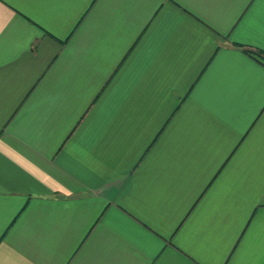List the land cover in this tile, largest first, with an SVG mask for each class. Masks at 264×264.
<instances>
[{
	"label": "crops",
	"instance_id": "obj_1",
	"mask_svg": "<svg viewBox=\"0 0 264 264\" xmlns=\"http://www.w3.org/2000/svg\"><path fill=\"white\" fill-rule=\"evenodd\" d=\"M264 0H0V264H264Z\"/></svg>",
	"mask_w": 264,
	"mask_h": 264
},
{
	"label": "trees",
	"instance_id": "obj_2",
	"mask_svg": "<svg viewBox=\"0 0 264 264\" xmlns=\"http://www.w3.org/2000/svg\"><path fill=\"white\" fill-rule=\"evenodd\" d=\"M253 52L256 53V54H258V55L264 56V53L263 52H260L259 50L253 51Z\"/></svg>",
	"mask_w": 264,
	"mask_h": 264
}]
</instances>
